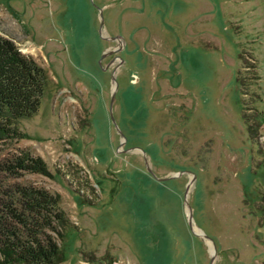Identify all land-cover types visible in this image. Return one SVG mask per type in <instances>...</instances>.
<instances>
[{"label": "rangeland", "instance_id": "obj_1", "mask_svg": "<svg viewBox=\"0 0 264 264\" xmlns=\"http://www.w3.org/2000/svg\"><path fill=\"white\" fill-rule=\"evenodd\" d=\"M95 1L0 0L51 86L0 191L60 196L52 264H264V0Z\"/></svg>", "mask_w": 264, "mask_h": 264}, {"label": "trees", "instance_id": "obj_2", "mask_svg": "<svg viewBox=\"0 0 264 264\" xmlns=\"http://www.w3.org/2000/svg\"><path fill=\"white\" fill-rule=\"evenodd\" d=\"M50 87L48 72L20 52L13 40L0 37V141L26 137L17 126L36 114ZM4 164V170L13 174L22 170L47 173L44 160L28 151ZM7 187L0 191V264L65 260V248L56 245L49 233L54 229V218L64 224L63 216L56 211L60 196L37 187ZM66 235L67 231L61 233L62 237Z\"/></svg>", "mask_w": 264, "mask_h": 264}, {"label": "water", "instance_id": "obj_3", "mask_svg": "<svg viewBox=\"0 0 264 264\" xmlns=\"http://www.w3.org/2000/svg\"><path fill=\"white\" fill-rule=\"evenodd\" d=\"M113 38V37H112ZM113 76H115V75H113ZM114 79H115V77H114ZM118 85V84H117ZM117 85H116V87H115V90H114V92H113V95H112V99H111V117H112V119H113V121L115 122V116H114V113H113V104H114V99H115V96H116V89H117ZM124 136V135H123ZM125 140H126V138H125ZM124 140V141H125ZM171 177H175V175H173V176H171ZM170 177V178H171ZM169 178V177H168ZM168 178H166V179H168ZM165 179V178H164ZM190 181H189V183H188V185H187V187H186V192H187V194H188V191H189V189H190ZM190 211H191V214L189 215L190 216V219L192 218V210H191V207H190Z\"/></svg>", "mask_w": 264, "mask_h": 264}, {"label": "flooded vegetation", "instance_id": "obj_4", "mask_svg": "<svg viewBox=\"0 0 264 264\" xmlns=\"http://www.w3.org/2000/svg\"><path fill=\"white\" fill-rule=\"evenodd\" d=\"M93 1V4H97L98 5V9L100 10V12H101V15H102V12H103V9L101 8V7H99V4L95 1V0H92ZM104 16V15H103ZM103 24H104V17H103V19L101 20V23H100V32L102 31V29H103ZM102 33V32H101ZM117 38V37H116ZM112 39H115V37L113 36V38ZM116 97V96H115ZM110 107H111V102H110ZM113 108V113H114V104H113V106H112ZM110 111H111V108H110ZM124 135V134H123ZM122 135V136H123Z\"/></svg>", "mask_w": 264, "mask_h": 264}, {"label": "bare ground", "instance_id": "obj_5", "mask_svg": "<svg viewBox=\"0 0 264 264\" xmlns=\"http://www.w3.org/2000/svg\"><path fill=\"white\" fill-rule=\"evenodd\" d=\"M123 135V134H122ZM126 138V137H125ZM214 248V247H213Z\"/></svg>", "mask_w": 264, "mask_h": 264}]
</instances>
